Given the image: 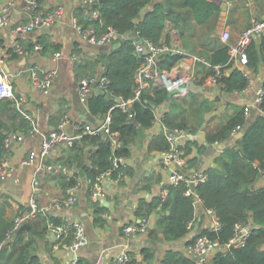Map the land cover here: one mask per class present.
I'll use <instances>...</instances> for the list:
<instances>
[{
	"label": "crops",
	"instance_id": "0c3cea01",
	"mask_svg": "<svg viewBox=\"0 0 264 264\" xmlns=\"http://www.w3.org/2000/svg\"><path fill=\"white\" fill-rule=\"evenodd\" d=\"M7 1L0 0V8ZM30 1L32 0H15L10 21L0 30V57L3 59V67L10 75L14 92L25 97L22 106L24 112L38 119L41 132L46 133L56 127L61 117L66 115L68 121L65 131L69 135H74L77 127L82 129L86 123L96 124L100 121L99 116L89 111L87 103L79 100L78 80L84 74L102 75L104 65L103 62H97L98 55L102 51H108L115 42L94 44L75 29L73 18L76 17L77 7L84 5L82 0H33L37 4L36 8L45 13L61 4L63 13L50 26L41 25L30 31L19 32L15 30L16 25L29 21L34 11L31 9ZM175 1L177 11L183 19H180L178 27L168 20L163 39L169 49L183 55L171 69L161 70L160 76L152 79L150 87L145 90L164 87L168 93L167 83L175 76L185 80L186 86L183 91L174 93L170 98L166 93L164 102L153 105L155 119L149 127L142 128L139 124L136 125L138 131L131 139L130 152L125 157L126 172L122 177L104 183L106 194L103 199L92 201L89 187L84 182L77 191V201L73 205L65 208L63 212L55 210L52 213V216H66L83 222L87 242L80 247L79 256L91 264L110 262L117 255L120 250L119 244L122 242L128 244L129 251L135 252L136 257L141 246L151 245L154 248L155 264H159V259L165 252L163 243H175L174 248L187 252L186 242L182 240L189 233L174 242L151 238L148 232L156 225L155 212L147 216L146 232L128 237L122 231L124 224L140 218L136 213L140 202L147 204L154 197L166 194L164 192L168 185L169 168L163 164L164 149L160 142L161 136L166 138L165 130L172 128L168 127L172 124L175 126L181 123L192 130V138L181 141L182 146L188 140L194 142L189 153H185L183 148L185 153L183 156L186 159L183 170L190 176L197 171H204L209 165L214 164V157L222 148L232 145L236 139L229 136L222 141L210 143L207 141L208 132L217 131L235 116L243 105L252 104L254 90L264 78V63L261 62L257 72L250 71L251 88L231 92L210 80L212 74H208L212 68L210 57L216 49L226 44L230 53L229 45L237 43L242 31L254 20L264 19V0H213L218 4L219 10L211 13L203 21L194 16L188 5L182 4L179 0ZM88 14L91 15L90 10ZM224 31L229 33L227 39L222 38ZM133 35H137V31ZM31 43L34 45L40 43L42 47L41 49L33 47L23 53L17 51L16 56L10 57L8 53L10 48L16 50V44L27 47ZM56 51L61 54L53 59V53ZM34 66L57 70L55 80L47 94L36 88L30 79L27 69ZM233 67L241 69L243 67L235 57L232 58L231 67L226 71ZM259 111L258 107L252 106L247 121L250 122ZM89 114L93 115L94 121L87 118ZM25 136L21 141L12 142L5 156L6 162L15 166V170L0 179L1 218L3 216L12 220L18 212L29 209V199L34 193L32 178L42 164L49 165V168L40 169L41 185L36 197L41 205L62 195L70 185L68 182L71 178L74 180L78 177L85 178L83 169L90 161V148H96V145H91L89 141L85 143L80 139L75 140L77 146L85 144L86 155L83 156L82 164L78 165L76 159L68 164L66 157L75 142L71 146L61 142L46 157L36 156L33 163L20 165V161L30 150L39 148L42 139L41 133ZM62 166H66L67 169L63 171ZM80 170L83 172L82 175L79 173ZM254 186H264L262 175L256 178ZM40 218L41 214L32 220L36 224ZM211 226L209 214L199 204L192 229L198 231ZM12 249V246L8 247V250ZM36 252L42 264H68L70 258L69 250L48 233L37 239Z\"/></svg>",
	"mask_w": 264,
	"mask_h": 264
},
{
	"label": "trees",
	"instance_id": "16d2710c",
	"mask_svg": "<svg viewBox=\"0 0 264 264\" xmlns=\"http://www.w3.org/2000/svg\"><path fill=\"white\" fill-rule=\"evenodd\" d=\"M179 2L188 5L200 21L219 10L218 4L213 0ZM176 6L175 0H96L90 6L84 4L77 7L76 18L83 27L92 26L98 33H103L111 27L116 34L111 44L120 42L117 47L111 45L108 51L100 52L97 59V62H103L101 74L108 78V92L94 91L86 102L89 111L95 116H102L110 111V129L117 132L118 144L114 147L107 134H83L81 141L85 143L89 141L91 145H96L95 149L90 148V161L83 169L84 177L94 179L112 167L114 157H126L130 152L131 139L138 131L132 120L135 118L142 128L149 127L155 119L153 105L165 101L166 88L156 87L153 90H143L138 99L132 101L129 110H123L116 105L117 96L128 99L133 95L136 85L135 71L143 60V54L136 50L137 39H147L154 44L164 43L166 22L170 20L178 27L180 19H183ZM91 9L98 10L97 17L88 14ZM134 28L137 35L132 34ZM165 41L168 42L166 39ZM33 47L34 43L27 47L22 46L23 50L27 51ZM8 53L10 57H14L17 50L10 48ZM182 55L173 49L160 53L157 60L158 69L160 71L171 69ZM246 55V68L249 72H257L260 63H264V35L252 38L247 46ZM209 62L212 68L208 74L214 73L215 66L220 68L221 74L217 77V82L224 90L241 91L247 86L249 77L240 67L226 71L232 65V57L226 44L215 50ZM261 86L263 93L259 102L260 111L250 122L241 108L221 128L207 134V141L210 143L222 141L231 136L230 131L233 127L242 125V135L237 137L232 145L222 148L214 157V164L204 169V180L194 186L201 206L204 209H212L219 221L216 230L203 228L196 233L218 240L221 246L205 264H264V229L253 227L254 224L264 226V186H254L264 167V78ZM14 96L17 97L15 92ZM15 97H0V164L5 160L9 148L4 144L7 134L12 131L26 133L31 127L30 119L24 116V108L16 104ZM129 111L132 112V117L128 116ZM172 125L168 127L187 128L181 123ZM161 138V146L165 150L169 147V142L164 136ZM193 145L194 142L188 140L181 147L185 153H189ZM84 154L86 155L85 144L77 146L75 142L66 161L71 164L76 159L78 165L82 164ZM117 171L118 167L113 172V177H117ZM74 181L71 178L68 183L72 184ZM187 187L185 182L177 185L168 184L165 195H158L147 204L139 203L136 213L140 217H147L151 212L157 214L156 225L148 232L151 238L174 242L189 233L191 228L188 227V223L195 218L196 206L195 195L186 194ZM49 218L53 221L61 219L60 216L52 215ZM12 220L0 217V264H42L36 252V241L47 233V216L41 215L36 224L33 220L30 221L29 229H17L12 237L8 238L6 232L11 227ZM236 221L251 224L249 236L241 246L226 247L225 244L233 233V224ZM194 238L195 236H192L186 245H190ZM9 246L13 249L8 250ZM140 253L141 263L155 264L154 248L151 245L141 246ZM130 254L129 264H138L136 253L132 251ZM76 264L91 263L79 257ZM108 264L116 263L110 261ZM159 264L196 263L192 256L180 249L168 247L159 259Z\"/></svg>",
	"mask_w": 264,
	"mask_h": 264
},
{
	"label": "built area",
	"instance_id": "2783aa9c",
	"mask_svg": "<svg viewBox=\"0 0 264 264\" xmlns=\"http://www.w3.org/2000/svg\"><path fill=\"white\" fill-rule=\"evenodd\" d=\"M95 1L96 0H82V2L86 5H91ZM30 3L31 9L34 10L31 19L29 21L21 22L16 25L15 30L19 32L30 31L41 25L50 26L54 24L63 13V6L61 4L56 5V7L52 11L45 13L43 10L36 8L37 4L35 1L32 0L30 1ZM14 6L15 0H8L0 8V30L7 23H9ZM90 14L94 17H97L98 10L91 9ZM73 22L75 29L94 44H110L115 38L114 30L111 27H108V29L103 33H98L92 26L87 28L83 27L82 24L77 21L76 17L73 18ZM262 35H264V19H257L242 31L236 44L229 45L230 56L232 58L235 57L238 59L239 63L243 66L242 70L244 74L248 77L250 72L246 68V49L252 38H258ZM228 37L229 33L227 31H224L222 33V38L227 39ZM135 44L136 50L140 54H143V60L135 71L134 80L136 85L132 97L128 99H125L122 96L116 97V105L120 106L123 110H129L132 101L138 99L141 92L150 87V81L160 76L161 71L158 69L157 65L158 56L160 53L169 49L167 44L165 43L154 44L151 41L143 38H141L140 40L137 39V42ZM41 47L42 45L40 43H35L34 45V49H41ZM15 49L20 53L26 52L18 44H16ZM60 54L61 52L59 51L54 52L53 59H56L58 56H60ZM2 60V57H0V97L14 98V90L10 75L5 71ZM27 71L35 87L38 88L42 93L47 94L50 91V88L57 75L56 68H43L40 66H34L28 68ZM220 74V68L218 66H215L214 73L210 75L209 79L217 82V77ZM180 79L181 81L185 82L186 86V81L182 78ZM107 84L108 78L105 75H82L78 80L79 100L83 103H86L88 96L92 92H94L93 88H97L96 91L108 92ZM167 88H169L168 85ZM250 88L251 83L249 77L247 86L241 91L248 90ZM181 91H183V89ZM262 93L263 89L260 83L259 86L254 90V100L252 101V104L248 103L242 106L244 110V116L246 118L249 116V112L252 106L259 108V102L261 100ZM15 101L16 104L20 108H22L25 103V97L23 95H17V97H15ZM24 116L30 119L31 127L27 130L26 133L13 131L8 133L4 139V144L9 146L12 142L23 140L26 137L25 135L33 136L39 133H41L42 139L39 148L36 150H30L28 154L20 161V165L33 163L36 156H39L41 158L46 157L50 153V151L56 148L61 142H65L67 145L71 146L73 145L75 140L81 139L84 133L101 135L107 134L110 136L114 147H116L118 144L116 138L117 132L110 129V111H107L104 115L99 116L100 121L96 124L86 123L82 129H79V127H77V131L74 135H69L65 131V126L68 121V116L66 115L61 117L56 127L52 128L46 133L40 131L38 119L36 117L30 115L27 112H24ZM128 116H133L131 111L128 112ZM241 129L242 125H236L231 129L230 135L234 136ZM192 134V130L187 128L172 127L165 130V135L169 142V147L164 150L163 164L166 168H169V174L167 177L168 184L177 185L181 182H185L188 185L186 194L195 195L194 202L197 208V206L200 204V200L195 194L194 186L199 181L204 180L205 174L203 171H197L190 176L183 170V167H185L186 165V159L183 156V149L181 147V141L192 138ZM216 142L217 141H214V143ZM174 166H177V168H175ZM45 167L49 168V165L42 164L41 168L38 167L32 178V188L34 193L29 199V209L20 211L13 217L12 225L7 230L6 236L8 238L12 237L15 230L19 229L23 223L31 221L40 214L47 216V233L52 235V237H54L57 242L62 243L64 247L69 250L70 258L68 264H76L80 257L79 249L87 242L85 225L78 219H72L63 216L61 217L60 221H53L49 218V216H51L55 210L63 212L65 208L73 205L77 201V191L81 186H83L84 182L89 187L90 198L92 201L103 199L106 194L104 183L107 182V180H113V178L118 179L122 177L127 168V163L124 156L114 157L112 159L111 168L101 172L94 179L86 177L76 178L75 181L66 188L65 192L62 195L54 197L47 204L41 205L37 201L36 193L40 189L41 185L42 172L40 169H43ZM65 167L62 166L61 169L65 171L67 169ZM117 167L119 168V171H117V177H113L112 174ZM14 170L15 166L8 164L6 160H4L0 164V179L5 178L8 173L13 172ZM261 175L264 177V167L261 169ZM165 193L166 190L164 194ZM205 211L209 214L212 221V226L210 228L216 230L219 227V221L216 214L212 209L209 208L205 209ZM193 220L194 219L190 220L188 223V227L191 228V230ZM147 227L148 217H140L137 221H131L124 224L122 226V231L123 234L131 237L146 232ZM250 228L251 224L249 222H234L233 233L225 246L228 247L230 245H243L245 240L249 236ZM194 236V241L186 247V253L193 257L196 264H205L209 260L210 256L217 249H220L221 246L218 240L212 239L205 234H195ZM119 246L120 250L118 251L117 255L112 258L111 261H114L116 264H129L131 260V254L128 249V244L126 242H122L119 244ZM108 263L109 262H99L98 264Z\"/></svg>",
	"mask_w": 264,
	"mask_h": 264
},
{
	"label": "water",
	"instance_id": "95a60500",
	"mask_svg": "<svg viewBox=\"0 0 264 264\" xmlns=\"http://www.w3.org/2000/svg\"><path fill=\"white\" fill-rule=\"evenodd\" d=\"M133 34H136V28H134L133 30ZM139 40L141 38H138ZM119 45V42H115L113 44V47H116ZM181 77L180 76H175V78L173 79H170L169 80V83H167V85L169 86L168 88V93H167V97L170 98L174 93H177V92H180L184 87H185V82L181 81L180 79ZM175 83V84H174ZM106 97H108L106 95ZM89 120L91 121H94V117L93 115L89 114V116L87 117ZM132 123H134L135 125L138 124L137 120L134 118L132 120ZM242 135V131H238L234 137H240ZM79 173L82 175V170L79 171ZM254 228H261V229H264V226H260V225H257V224H254L253 226ZM20 228L22 229H29L30 228V223L29 222H25L23 223ZM158 232H160V229L157 228ZM197 230L196 229H192L189 234L182 240L184 242H187L192 236H194L196 234ZM165 249L168 248V247H173L175 246V243H171V244H166V243H163L162 245ZM137 259H138V264H141L140 262V253H137Z\"/></svg>",
	"mask_w": 264,
	"mask_h": 264
}]
</instances>
